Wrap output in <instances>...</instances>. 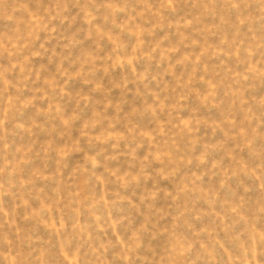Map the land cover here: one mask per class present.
I'll use <instances>...</instances> for the list:
<instances>
[{
    "label": "clouds",
    "instance_id": "9594fccd",
    "mask_svg": "<svg viewBox=\"0 0 264 264\" xmlns=\"http://www.w3.org/2000/svg\"><path fill=\"white\" fill-rule=\"evenodd\" d=\"M69 3L70 0H27L16 6L14 0H0V19L10 21L6 30L0 31V213L8 217L0 223V264H69V261L71 264H264V149L259 148L264 140V95L255 94L256 85L264 82V0H197L195 6L202 9L199 17L213 18L211 28L202 25L196 16H184L177 21V32L185 29L189 30V36H215L219 41L215 48L200 63H184L182 73L174 75L171 82H165L159 75L150 76L147 70L135 73L131 80L125 78L119 86L126 88L128 83H136L142 103L126 113L121 112V106H114L115 114L103 106L96 107L93 119L84 126L86 143L76 141L77 147L72 149L87 157L76 169L77 175L98 179L105 185L122 183L125 188L151 181L152 196L146 193L141 200V204L151 209L152 205L145 202L154 200L159 188L164 187L160 181L173 175L181 164L190 162L181 156L177 141L184 131L181 123L185 126L189 123L180 119V113L189 106V97L196 95L198 100L211 103L216 90L222 88L225 98L216 105L222 112L220 125L226 138L236 144L231 153L243 147L249 159L242 162L238 155H232L227 169L217 161L205 173L210 180L221 177L220 186L209 190L207 197L212 208L218 209L208 214L220 223L214 220L202 231H182L187 225L182 219L184 212L176 204L171 212L157 208L138 227L133 226L127 215L107 221L103 230L111 227L115 239L101 238L93 236L85 226L71 231L64 227L65 208L71 203L84 207L77 199L79 193L72 194L68 205L56 197L50 198L52 210L60 213L59 227L54 233L43 235L35 226L28 228L17 223L16 208L20 205L15 202L24 200L27 204V186L31 182V178L20 175L21 161L37 160L39 154L29 156L30 145L18 147L13 137L23 139L36 129L43 130L35 119L21 118L24 110L32 106V99L25 92L35 91L30 88L33 58L47 51L45 43L68 20ZM177 4L178 0H159L158 4L152 0H109L105 5L89 0L81 12L89 25V37L98 42L105 38L112 41L115 49L110 56L123 58L127 67L129 57L135 64L142 53L151 55L149 47H142L145 44L142 37L152 34L157 16L175 12ZM15 12L21 15L14 19ZM98 15L103 16V24L93 23ZM41 40L44 43H39ZM90 55L103 59L95 50ZM189 73L192 78L186 83ZM92 75L94 65L89 82H93ZM201 79L207 88L200 84ZM196 88L200 89L198 95ZM45 92L50 97L49 103L54 104L59 95L56 85L53 84L51 92ZM50 115L64 117L66 127L58 133L61 136L70 132L78 118V114L66 116L55 107ZM145 116L154 127L136 123V118ZM50 145L51 155L43 157L45 162L55 159L56 149L60 148L54 139ZM145 145L147 156L140 152ZM67 147L60 148L62 158L56 161L61 169L65 166L63 157L68 155ZM122 156L128 164L123 172L111 167ZM198 159L200 164H207V152ZM99 168L106 171L96 176ZM221 191L225 193L223 200L219 196ZM8 195L14 207L5 209L3 197ZM179 196L178 192L177 199ZM124 199L118 195L109 207ZM102 203L94 200L88 205L98 224L102 217L96 215L97 206ZM169 215L172 222L161 223ZM30 219L47 225L48 209H39L30 214ZM219 232L223 236L217 239Z\"/></svg>",
    "mask_w": 264,
    "mask_h": 264
},
{
    "label": "rangeland",
    "instance_id": "374dc122",
    "mask_svg": "<svg viewBox=\"0 0 264 264\" xmlns=\"http://www.w3.org/2000/svg\"><path fill=\"white\" fill-rule=\"evenodd\" d=\"M88 2L89 0H70L66 13L68 20L60 24L58 31L52 34L53 39L45 43L47 51H44L41 56L34 57L32 61L34 75L30 88L35 91L26 89L25 95L32 99V106L24 110L21 118L35 119V124L40 125L43 130L36 129L23 139L20 136L13 137L18 147L24 144L30 145V151L27 153L29 156L39 154L37 160L21 161L20 175L24 178H31V182L27 186L29 189L27 204L24 200L15 202L20 205L16 208L17 223L28 228L35 226L43 235L56 232L59 227L60 213L52 210L50 198L56 197L63 204L68 205L73 193H79L77 199L83 202L84 207L81 208L77 203H71L65 208L63 219L65 229L71 231L79 226H85L93 236L99 235L101 238L115 239L111 227H108L106 231L103 230L107 221L127 215L132 218L133 226L138 227L157 208L171 212L172 206L176 204L184 212L182 219L187 225V228L182 231H189V233L191 230L202 231L214 220L215 223H220V220L208 214L218 209L212 208L207 202V197L209 190H215L220 186L221 177H212L210 180L205 173L217 161L222 162V166L227 169L232 163V155H238L242 162L249 159L248 151L243 147L231 153L230 150L236 148V144L233 140L226 138L225 129L220 125L222 112L221 108L216 105L225 98L222 88L216 90V98L211 103L198 100L196 95L189 97L188 108L180 113L181 121L187 120L189 123L187 126L181 123L184 131L177 136V141L182 149L181 156L190 162L181 164L173 175L160 181L164 187L159 188L154 200L150 199L145 202L152 205L151 209L141 204L146 193L149 197L152 196L151 181L133 183L125 188L122 183L110 182L105 185L98 179H89L83 174L77 175L76 169L87 157L84 153L72 149L77 147L76 141L86 143L87 138L83 136L84 126L93 119L95 108L103 106L109 113L115 114L114 106H121V112L126 113L142 103L138 96L136 83H128L126 88L119 86L125 78L131 80L135 73L142 74L147 70L150 76L159 75L165 82H171L174 75L179 76L182 73L184 63H200L202 57L206 56L208 51L215 48L219 42L217 37L211 35L189 36V30L185 29L177 32V21L181 17L200 18L199 13L202 10L195 6L197 0H178L175 6L176 11L165 13L162 17L157 16L153 21L152 34L142 37L145 42L142 47L145 45L149 47L151 55L147 56L142 53L141 58L135 64H132L131 57H129L128 66L125 67L123 58L110 56L115 49L112 41L105 38L98 42L95 37H89V25L85 22L84 13L81 12V7ZM95 2L106 5L109 0H95ZM152 2L158 4L159 0H152ZM14 3L20 6L27 3V0H14ZM100 11L102 13L104 9ZM20 15L21 12H15L13 18ZM200 19L201 24H206L209 28L214 22L211 16ZM9 23L10 21L0 19V31L6 30ZM93 23L103 24V16L98 15V19ZM39 43H44V40ZM94 50L103 59L92 57L90 54ZM93 65L94 75L91 76L93 82H89ZM191 78L192 74L189 73L185 82L188 83ZM53 84L56 85L59 95L54 104H50V97L46 95L45 90L51 92ZM200 84L205 88L208 87L203 79L200 80ZM152 86L154 85H150ZM199 91L200 89L196 88L197 95ZM255 94L264 95V82L256 85ZM54 107L62 109L66 116H77L78 114V118L72 123L70 132L63 136L58 133L66 127L64 117L50 115ZM193 108L196 110L193 111ZM193 119L195 123H192ZM237 119H240L239 113H237ZM136 123L142 127H154L147 116L136 118ZM53 139L60 145V148L68 146V155L63 157L65 160L63 169L56 162L62 158L60 148L56 149L55 159H49L47 162L43 160L44 156L51 155L48 149ZM259 148L264 149V140L260 141ZM140 152L147 156L148 145L140 149ZM204 152L208 154V163L200 164L198 157ZM126 160L127 158L122 156L119 160L113 161L111 167L119 168L121 172L126 171L128 168ZM154 167L158 166L154 165ZM105 171V168L97 169L96 176ZM178 192L180 196L177 199ZM118 195L125 199L109 207ZM219 196L223 200L225 193L221 191ZM94 200L103 201L97 206L96 215L102 217L99 224L88 208ZM3 207L5 209L14 207L11 195L3 197ZM41 208L48 209L50 219L47 225L36 224L30 219V214H35ZM7 219L4 213H0V223ZM164 222L171 223L172 216L165 217L161 223ZM222 236L223 232H219L217 239Z\"/></svg>",
    "mask_w": 264,
    "mask_h": 264
}]
</instances>
